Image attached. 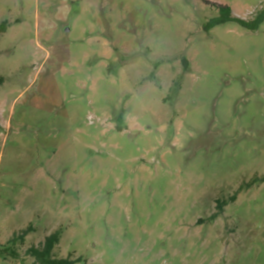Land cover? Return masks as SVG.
I'll list each match as a JSON object with an SVG mask.
<instances>
[{
	"label": "rangeland",
	"instance_id": "374dc122",
	"mask_svg": "<svg viewBox=\"0 0 264 264\" xmlns=\"http://www.w3.org/2000/svg\"><path fill=\"white\" fill-rule=\"evenodd\" d=\"M215 3L264 10L0 0V264H264V20Z\"/></svg>",
	"mask_w": 264,
	"mask_h": 264
},
{
	"label": "trees",
	"instance_id": "16d2710c",
	"mask_svg": "<svg viewBox=\"0 0 264 264\" xmlns=\"http://www.w3.org/2000/svg\"><path fill=\"white\" fill-rule=\"evenodd\" d=\"M218 10H219V16L211 19L208 24L206 25L205 29L206 31L211 30L213 27L226 23V22H236L240 24L242 27L250 29V30H257L259 25L264 20V10L257 15V17L254 20H245L243 18L237 17L233 14L232 9L229 6H224L221 4H216ZM6 23H2L1 28H3V32L5 28ZM187 66V63H186ZM120 120L122 118L120 117ZM118 129L121 130V125L118 126ZM264 180V179H263ZM237 198V195H234L231 197V201H235ZM222 204H226V202H223ZM220 207V205H219ZM221 209V208H220ZM33 231L32 227H29L27 230H24L21 232V234H15L14 237L10 240V242L13 244H16L17 241H25L26 236ZM61 241V232L56 231L51 234H49L41 243H39L38 246L33 245L28 249V254L33 256L35 258L34 264H77L78 262L82 261V258H76L72 259L71 257H60L57 258L53 255V251L55 247L60 243ZM15 255L16 252H14Z\"/></svg>",
	"mask_w": 264,
	"mask_h": 264
}]
</instances>
